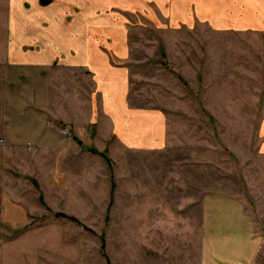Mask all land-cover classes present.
I'll use <instances>...</instances> for the list:
<instances>
[{"label": "crops", "instance_id": "obj_1", "mask_svg": "<svg viewBox=\"0 0 264 264\" xmlns=\"http://www.w3.org/2000/svg\"><path fill=\"white\" fill-rule=\"evenodd\" d=\"M261 26L264 0H0L5 139L16 155L31 144L30 157L61 161L27 173L51 176L38 202L22 191L4 200L15 231L5 264H100L86 259L80 222L64 215L97 230L103 220L90 219H103L111 202L118 151L166 155L176 143L167 110L133 98L134 30L253 33ZM202 207L204 241L222 235L231 249L226 262L251 261L259 245L254 218L238 202L208 194ZM204 264H213L207 252Z\"/></svg>", "mask_w": 264, "mask_h": 264}, {"label": "rangeland", "instance_id": "obj_2", "mask_svg": "<svg viewBox=\"0 0 264 264\" xmlns=\"http://www.w3.org/2000/svg\"><path fill=\"white\" fill-rule=\"evenodd\" d=\"M132 36L135 103L165 108L176 143L166 155L118 151L111 202L103 219H90L103 220L97 230L63 214L80 222L86 259L204 264L207 252L213 264H232L225 261L229 240L203 239L202 201L208 194L238 202L254 218L259 245L247 264H264V26L253 33L147 28ZM3 101L0 97V264L6 263L2 252L14 254L15 231L5 221L4 200L11 203L22 191L38 202L40 184L45 187L51 176L27 173L61 167L60 160L30 157L31 144L15 154L5 139L10 122ZM47 193L52 200L58 195Z\"/></svg>", "mask_w": 264, "mask_h": 264}, {"label": "built area", "instance_id": "obj_3", "mask_svg": "<svg viewBox=\"0 0 264 264\" xmlns=\"http://www.w3.org/2000/svg\"><path fill=\"white\" fill-rule=\"evenodd\" d=\"M69 131V129H65L64 132L67 133Z\"/></svg>", "mask_w": 264, "mask_h": 264}, {"label": "trees", "instance_id": "obj_4", "mask_svg": "<svg viewBox=\"0 0 264 264\" xmlns=\"http://www.w3.org/2000/svg\"><path fill=\"white\" fill-rule=\"evenodd\" d=\"M113 187H114V183H113ZM58 214H63V213L58 212ZM103 247H104V245H103Z\"/></svg>", "mask_w": 264, "mask_h": 264}, {"label": "bare ground", "instance_id": "obj_5", "mask_svg": "<svg viewBox=\"0 0 264 264\" xmlns=\"http://www.w3.org/2000/svg\"><path fill=\"white\" fill-rule=\"evenodd\" d=\"M250 22V21H249Z\"/></svg>", "mask_w": 264, "mask_h": 264}]
</instances>
